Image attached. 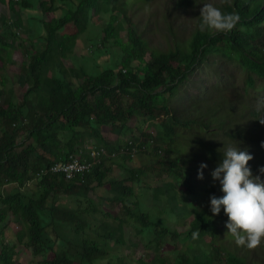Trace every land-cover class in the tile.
<instances>
[{
	"label": "trees",
	"instance_id": "1",
	"mask_svg": "<svg viewBox=\"0 0 264 264\" xmlns=\"http://www.w3.org/2000/svg\"><path fill=\"white\" fill-rule=\"evenodd\" d=\"M36 1L8 0L9 11L20 18L0 16V38L10 37L0 39V45L6 41L0 47V71L6 63L13 62V52L20 49L25 58L20 71L27 88L19 102L5 100V90L0 88V222L19 224L15 234L6 228L0 232V264H20L15 251L19 246L41 257L29 264H147L144 259L129 260L112 248L114 244H124L125 233L133 227L137 228V236H154L150 243H156V252L163 250L167 238L179 241L175 264H264V258L260 260L255 254L264 249V238L255 249L237 246L227 233L228 216L223 208L218 215L210 210V196L224 195L221 185L213 184L211 175L207 182L196 178L201 161L210 169L216 168L225 149L236 145L252 154L259 171L264 165V124L260 123L264 110L257 112L250 104L238 107L241 88L238 82L223 76L216 87L201 91L186 106L178 101L191 76L213 65L212 58L222 64L226 59L238 64L245 79V94L253 89L264 91V0H222V12L240 15L239 23L230 32L199 30L202 17L195 7L205 0H171L162 8L159 0ZM209 3L217 6L214 0ZM186 8L198 19L179 30L176 19L185 17L181 11ZM91 22L103 26L100 32L104 35L99 32L91 47L98 68L93 67L99 71L91 70L87 64H67L80 34ZM177 33L183 36L177 38ZM159 35L163 43L155 46L153 39ZM196 39L198 42H194ZM101 59L108 61L106 66L100 65ZM0 84L6 88L4 81ZM231 101L232 110L224 111L225 104ZM134 127L142 130L140 141L111 143L104 135L106 129L125 131ZM222 135L235 137L231 139L235 141L229 145L209 140V136ZM87 144L103 145L107 151H115L116 156L103 157L90 174L75 179L65 180L60 172L49 170ZM164 145L168 147L167 156L160 162L158 150ZM134 147L154 152L158 160L152 167L137 166ZM87 152L86 148V155ZM149 167L158 171L157 180L166 177L164 187L155 190V197L167 198L169 217L176 219L177 225H186V220L187 230L173 229L163 219L145 212L143 203H135L136 185L144 181ZM121 172L126 177L120 178ZM174 179L182 180L183 192L175 189ZM8 185L12 189L6 190ZM98 188L112 192L106 196L98 192L97 198L101 203L108 200L112 206L117 205L119 213L106 211L94 226L89 217L100 207L90 192ZM193 233L198 235L194 238ZM160 263L171 264L170 258L161 257Z\"/></svg>",
	"mask_w": 264,
	"mask_h": 264
},
{
	"label": "rangeland",
	"instance_id": "2",
	"mask_svg": "<svg viewBox=\"0 0 264 264\" xmlns=\"http://www.w3.org/2000/svg\"><path fill=\"white\" fill-rule=\"evenodd\" d=\"M6 1H7V5H6V2L3 3L2 1H0V16L1 14H8L9 16H12V19H16L17 16L14 14V12L9 11L8 0ZM214 1L218 2L219 4L222 2V0H214ZM169 2L170 0H159V7L162 8L165 3L169 4ZM59 13H61V11H59L57 15H59ZM22 15H23V18L26 17L25 12H22ZM190 15H191L190 13H187L185 15V18H183L184 20L182 23L183 25L181 24L179 26V30L185 28L187 22L189 25H192V19L190 18ZM91 23L96 24L97 26L91 24L86 31L80 34L79 39L77 41V45L74 48L73 53H71L68 56L67 64L68 65L87 64L89 65V67H92L91 70L99 71L98 69H96L98 67L95 64L96 60L94 59L95 56H94V53L91 51V47L93 46L92 42L95 41L94 39L96 38V36L99 35V32L101 31L100 27L103 28V26L101 25V23H95V22H91ZM100 34L101 36L104 35L102 32H100ZM177 34H178V38L182 37V33H177ZM153 41H155V44H154L155 46L161 45L163 43L162 35H159L156 39H153ZM13 58L15 60H13L12 63H14L15 66L12 65V63H6L5 65L6 70L1 69L0 71V81L1 80L4 82L6 81L5 82L6 88L2 84H0V88L5 90V97H4L5 100L6 98H13L14 101L19 102L22 99V95L24 91L27 89L26 86H24L23 84V79H22L21 71H20L21 65L25 58L22 56L20 49H17V51L13 52ZM212 60L214 62L213 66L211 65V66L205 67L204 69L198 71L193 77V79L189 83L188 82L186 83L185 85L186 90H182L181 94L178 97L179 105L182 104V106H186L185 104H188V102H191L193 98L195 97L197 98L199 96V93L202 90L200 87L202 88L206 86L210 87L215 83V81L220 80L222 76L225 78L232 77L231 79L233 80L234 83L238 82V88H241V90H239L241 95L238 98V101H239L238 107L240 108L246 104L256 105L257 102L254 99L256 97V94L261 93V95L264 96V93L260 91L252 92V90H250V94H245L243 92L245 81H244V77L240 75L241 70L237 63H235L234 61L230 59H229L230 62L228 61V59H226L224 64L219 62L218 58H216V61L213 58ZM104 61L105 59H101L99 61L100 65L106 66L108 61L106 62ZM230 64L232 65L230 66ZM93 66L96 68H94ZM47 75H50V71H47ZM184 95L187 96V99L183 101L182 98ZM240 103L241 104L244 103V104L241 105ZM141 131L142 130H140L139 128L135 130L126 129L125 131L124 129H119V130L106 129L104 131V135H106L107 140H109L111 143L118 141L121 144H124L126 142H131L132 140H135V139H139L140 141ZM226 137L222 135V136H211L209 138L213 139L219 144L221 143V141H224L226 144H231L235 141V140H231L228 136ZM152 153L153 152H149V151L142 152V151L137 150L136 155L134 156L135 157L134 163L137 166H144V165L152 166L156 161L154 157L151 158V156L154 155V153L153 154ZM201 163H205V161H201ZM212 170H214V168L210 169L209 167H206L203 169L204 182L211 181L209 177L211 175ZM118 171L119 169H116V172ZM119 174H120L119 175L120 178L126 177V174L124 172H121ZM156 174L157 172H155L154 170H151V167L148 168L147 174L143 176L144 182L136 185L137 194L133 198L135 203H138V202L143 203V205L147 207V208L143 207L145 212L155 215L153 216L155 217V219H163L165 223L168 226L172 227L173 229H178L179 231L187 230L188 224L186 220H184L186 225H181V224L177 225L178 222L176 221V219H174L173 217H169V205L167 204V198L163 195L160 196L159 199L155 197V190L158 189L159 185L162 184L161 182H159L160 180L155 179ZM173 182L176 185L175 189H178L180 192H183L182 180L174 179ZM213 183L220 184L219 181L217 180H215ZM5 189L6 190L12 189V185L6 186ZM98 192L102 193L103 196H106L108 194L112 195V192H109L106 189H101V188H98L96 191L90 192L91 197L94 198L95 202L100 207V211H98L95 215H91L89 217L90 222L94 226L100 223V220L103 218L106 211H110L114 215H116L117 212L119 213L118 211L119 207L117 205L112 206L108 200L105 201L104 203H101L100 200L97 198ZM185 201L188 202L186 198H185ZM2 206L3 205L0 204V208ZM135 209H136V205H135ZM6 222H8V220L4 222H0V232L4 228H6V229H9L8 231L9 233L15 234L19 224H14L10 222L9 224L6 225L5 224ZM135 233H137V228L133 227L129 229L125 233V243L122 245H116V244L112 245L113 250L117 252L118 254H123L127 256L128 259L132 261L144 259L147 262V264H161L160 260L162 257L166 259L170 258V263L175 264V260H177V253L175 252V246L177 244L180 245L179 241L167 238L166 239L167 244H165L163 250H161V252H156L154 251L156 250V243L155 242L150 243V241L154 238V236H151L148 234H146V237H144L143 235L137 236ZM15 251L16 253L18 252L16 254V261L19 262L20 264H29L32 261L36 263L39 260H41V257H35L30 250H26L22 248L21 246L16 248ZM255 254L258 257V259L260 260L263 259L264 249L256 250Z\"/></svg>",
	"mask_w": 264,
	"mask_h": 264
},
{
	"label": "clouds",
	"instance_id": "3",
	"mask_svg": "<svg viewBox=\"0 0 264 264\" xmlns=\"http://www.w3.org/2000/svg\"><path fill=\"white\" fill-rule=\"evenodd\" d=\"M209 2L210 0L202 1L195 7V12L199 10L200 16L202 17L200 24L201 31H232L240 21L239 14L235 12H222L221 9H219L220 4L218 2L214 1V3L217 4L216 7ZM170 3L171 0L169 4ZM165 8L169 9L167 6ZM181 12L186 14L190 13L191 19H198L197 15L190 8H186ZM183 18L185 17L183 16L176 19V22H180L181 25L184 21ZM195 74L191 76V79L188 81V83L193 79ZM241 76L243 77V75ZM218 81L219 80L215 81V83L210 87H200L202 89L201 91L211 89L217 84ZM252 91H260L264 93L263 90ZM256 95L259 98L255 105V110L260 112L264 110V96L261 95V93ZM232 103L233 101H231L229 105L224 103L227 107L224 111H227L228 109L232 110ZM260 123L264 124V119H260ZM133 129L135 130L137 127H134ZM89 145L90 144L80 146L75 150L74 153L69 155L70 158L71 155L82 152L83 156H88L85 154L86 148L88 150L87 154L90 153L92 149H102L100 155L94 159L92 158L95 160L94 164L91 170L85 173L86 175L93 171L96 164L100 163L103 157L108 155L116 156L115 151L109 152L103 145ZM165 149H168V147L164 145L159 150V153L162 157L167 156L165 154ZM134 150L137 152L138 149L134 147ZM261 150L264 152V147H262ZM155 159L158 160L157 158ZM206 167L207 164H200L197 175L198 179L204 178L203 169ZM260 172L264 173V166L260 167L258 171L256 160L253 159L252 154H250L246 149L241 150L237 145L235 147L229 146L225 149L222 161L211 172L213 180L219 181L221 185V191L224 193V195L217 197L213 194L210 196V210L213 215H218L221 211V208H223L224 213L228 216V220L226 221V227L228 229L227 233L231 234L237 246L246 247L249 250L257 248V246L261 244L262 238H264V178ZM164 179H166V177H163L159 181L162 183L159 185V188L164 187ZM30 184L31 182L27 183V185ZM197 235V233H193L194 238Z\"/></svg>",
	"mask_w": 264,
	"mask_h": 264
},
{
	"label": "bare ground",
	"instance_id": "4",
	"mask_svg": "<svg viewBox=\"0 0 264 264\" xmlns=\"http://www.w3.org/2000/svg\"><path fill=\"white\" fill-rule=\"evenodd\" d=\"M5 1H6V0H5ZM37 1H38V0H37ZM37 1H36V2H37ZM46 1H47V0H46ZM46 1H45V2H46ZM148 1H149V0H148ZM196 1H197V0H196ZM230 1H231V0H230ZM236 1H237V0H236ZM15 2H16V1H15ZM18 2H19V1H18ZM36 2H35V3H36ZM39 2H41V1H39ZM226 2H227V1H226ZM42 3H43V2H42ZM129 3H130V2H129ZM135 3H136V2H135ZM237 4H238V3H237ZM6 5H7V1H6ZM40 5H41V4H40ZM34 6H35V5H34ZM48 6H49V5H48ZM51 6H52V5H51ZM51 6H50V7H51ZM233 6H234V5H233ZM21 7H22V6H21ZM38 7H39V6H38ZM179 7H181V6H179ZM182 7L184 8L183 5H182ZM19 8H20V7H19ZM39 8H40V7H39ZM39 8H38V9H39ZM46 8H47V7H46ZM51 8H52V7H51ZM51 8H50V9H51ZM159 8H160V7H159ZM23 9H24V8H23ZM222 9H223V8H222ZM10 10H11V8H10ZM53 10H54V9H53ZM175 10H176V9H175ZM16 11H17V10H16ZM20 11H21V9H20ZM154 11H155V9H154ZM156 11H157V9H156ZM21 12H22V11H21ZM44 12H45V10H44ZM50 12H51V11H50ZM54 12H55V11H54ZM54 12H53V13H54ZM56 12H57V11H56ZM148 12H149V10H148ZM152 12H153V9H152ZM42 13H43V12H42ZM27 14H28V13H27ZM49 14H50V13H49ZM59 14H60V13H59ZM147 14H148V13H147ZM241 14H243V13H241ZM15 15H16V14H15ZM18 15H19V14H18ZM18 15H17V16H18ZM21 15H22V14H21ZM148 15H149V14H148ZM22 16H23V15H22ZM26 16H27V15H26ZM51 16H52V14H51ZM56 16H57V14H56ZM239 16H240V15H239ZM242 16H243V15H242ZM5 17H6V16H5ZM18 17H19V16H18ZM18 17H17V19H18ZM41 17H42V16H41ZM52 17H53V16H52ZM19 18H20V17H19ZM28 18H29V17H28ZM54 18H55V17H54ZM56 18H57V17H56ZM56 18H55V19H56ZM149 18H150V17H149ZM241 18H242V17H241ZM243 18H244V17H243ZM243 18H242V19H243ZM22 19H23V18H22ZM25 19H26V18H25ZM43 19H44V18H43ZM58 19H59V18H58ZM147 19H148V18H147ZM147 19H145V21H146ZM2 20H3V19H2ZM11 20H12V19H11ZM19 20H21V19H19ZM59 20H60V19H59ZM9 21H10V20H9ZM0 22H1V21H0ZM16 22H17V21H16ZM18 22H22V21H18ZM12 23H13V22H12ZM166 23H167V22H166ZM199 23H200V22H199ZM1 24H2V23H1ZM13 24H14V23H13ZM13 24H12L11 26H14ZM15 24H16V23H15ZM5 25H6V24H5ZM19 25H20V24H19ZM19 25L17 24V26H19ZM22 25H23V24H22ZM2 26H4V25H2ZM15 26H16V25H15ZM34 26H35V25H34ZM34 26H33V27H34ZM9 27H10V26H9ZM24 27H25V25H24ZM24 27H23V28H24ZM30 27H31V26H30ZM160 27H161V26H160ZM168 27H169V26H168ZM199 27H200V26H199ZM3 28H4V27H3ZM5 28H6V27H5ZM18 28H19V27H18ZM162 28H163V27H162ZM196 28H197V26H196ZM1 29H2V28H1ZM24 29H28V28H24ZM24 29H23V30H24ZM33 29H34V28H33ZM21 30H22V29H21ZM195 30H196V29H195ZM197 30H198V29H197ZM199 30H201V29H199ZM1 31H2V30H1ZM9 31H10V30H9ZM24 31H25V30H24ZM22 32H23V31H22ZM26 32H27V31H26ZM168 32H169V31H168ZM171 32H172V31H171ZM193 32H194V31H193ZM193 32H192V34H193ZM203 32H206V31H203ZM203 32H202V33H203ZM9 33H10V32H9ZM11 33H12V31H11ZM15 33H16V32H15ZM199 33H200V32H199ZM13 34H14V33H13ZM16 34H17V33H16ZM40 34H42V33L40 32ZM140 34H141V33H140ZM144 34H145V33H144ZM171 34H172V33H171ZM186 34H187V32H186ZM186 34H184V36H186ZM188 34L190 35V33H188ZM188 34H187V35H188ZM204 34H205V33H204ZM19 35H20V34H19ZM44 35H45V33H44ZM141 35H142V34H141ZM194 35H195V34H194ZM13 36H15V35H13ZM13 36H12V37H13ZM20 36H21V35H20ZM29 36H30V35H29ZM37 36H39V35H37ZM169 36H170V35H169ZM172 36H174V35H172ZM182 36H183V35H182ZM7 37H8V35H7ZM7 37H6V38H7ZM31 37H32V36H31ZM31 37H30V38H31ZM42 37H43V36H42ZM45 37H46V36H45ZM1 38H4V37H1ZM1 38H0V39H1ZM6 38H4V39H6ZM8 38H10V37H8ZM8 38H7V39H8ZM30 38H29V39H30ZM160 38H161V37H160ZM177 38H178V37H177ZM189 38H190V36H189ZM198 38H199V37H198ZM36 39H37V37H36ZM170 39H171V38H170ZM186 39H187V37H186ZM21 40H22V39H21ZM25 40H26V39H25ZM37 40H38V39H37ZM188 40H189V39H187V41H188ZM2 41H3V39H2ZM13 41H14V40H13ZM19 41H20V40H19ZM27 41H28V40H27ZM166 41H167V40H166ZM173 41H174V39H173ZM189 41H190V40H189ZM196 41H197V39L194 40V42H196ZM203 41H204V40H203ZM7 42H8V40H7ZM34 42H36V41H34ZM171 42H172V40H171ZM177 42H178V41H177ZM179 42H180V41H179ZM182 42H183V40H182ZM197 42H198V41H197ZM3 43H6V41L3 42ZM3 43H2V44H3ZM14 43H15V42H14ZM20 43H21V41H20ZM24 43H25V42H24ZM186 43H187V42H186ZM186 43H185V44H186ZM2 44H1V45H2ZM17 44H18V43H17ZM178 44H180V43H178ZM178 44H177V45H178ZM188 44H189V43H188ZM188 44H187V45H188ZM191 44H192V43H191ZM191 44H190V45H191ZM204 44H205V43H204ZM206 44H207V42H206ZM1 45H0V47H1ZM8 45H9V44H8ZM10 45H11V44H10ZM12 45H14V44H12ZM19 45H20V44H19ZM29 45H30V44H29ZM33 45H34V43H33ZM190 45H189V46H190ZM193 45H194V44H193ZM219 45H220V44H219ZM229 45H230V44H229ZM41 46H42V45H41ZM171 46H172V45H171ZM179 46H180V45H179ZM191 46H192V45H191ZM191 46H190V47H191ZM226 46H227V44L225 45V47H226ZM6 47H7V44L5 45V48H6ZM34 47H35V46H34ZM161 47H162V46H161ZM164 47H165V46H164ZM13 48H14V47H13ZM13 48H12V49H13ZM15 48H16V47H15ZM17 48H18V47H17ZM42 48H43V47H42ZM25 49H26V48H25ZM169 49H170V46H169ZM171 49H172V48H171ZM176 49H177V48H176ZM184 49H185V48H184ZM187 49L189 50V48H187ZM2 50H4V48H3ZM22 50H23V49H22ZM156 50H157V49H156ZM158 50H159V47H158ZM161 50H162V49H161ZM178 50H179V49H178ZM222 50L224 51V49H222ZM220 51H221V48H220ZM220 51H219V52H220ZM0 52H1V51H0ZM11 52H12V51H11ZM11 52H9V53H11ZM162 52H164V50H163ZM168 52H169V51H168ZM180 52H181V51H180ZM180 52H179V53H180ZM186 52H188V51L186 50ZM158 53H159V52H158ZM220 53L222 54V52H220ZM225 53H226V52H225ZM225 53H224V54H225ZM160 54H161V53H160ZM169 54H170V53H169ZM180 54H181V53H180ZM183 54H184V53H183ZM213 54H214V53H213ZM213 54H212V55H213ZM229 54H230V53H229ZM210 55H211V54H210ZM215 55H216V53H215ZM215 55H214V56H215ZM162 56H163V55H162ZM166 56H169V55H166ZM225 56H227V57L229 58L228 54L225 55ZM8 57H9V55H8ZM10 57H11V56H10ZM163 57H164V56H163ZM169 57H170V56H169ZM0 58H1V57H0ZM166 58H167V57H166ZM205 58H206V57H205ZM224 58H225V57H224ZM8 59H9V58H8ZM167 59H168V58H167ZM171 59H172V58H171ZM174 59H175V58H174ZM209 59H210V58H209ZM10 60H11V59H10ZM13 60H14V59H13ZM221 60H222V59H221ZM224 60H225V59H224ZM203 61H204V60H203ZM203 61H202V63H203ZM215 61H216V60H215ZM228 61H229V59H228ZM4 62H5V61H4ZM9 62H10V61H9ZM18 62H19V61H18ZM217 62H218V61H217ZM219 62H220V60H219ZM226 62H227V61H226ZM229 62H230V61H229ZM5 63H6V62H5ZM19 63H20V62H19ZM19 63H18V65H19ZM202 63H201V64H202ZM206 63H207V62H206ZM206 63H205V64H206ZM210 63H211V61H210ZM212 63L214 64L213 61H212ZM222 63H223V62H222ZM231 63H232V62H231ZM15 64H16V63H15ZM193 64H194V63H193ZM228 64H229V63H228ZM3 65H4V63H3ZM12 65H14V63H12ZM18 65H17V66H18ZM203 65H204V64H203ZM209 65H210V64H209ZM226 65H227V64H226ZM231 65H232V64H230V66H231ZM14 66H15V65H14ZM206 66H207V65H206ZM210 66H211V65H210ZM212 66H213V65H212ZM5 67H6V66H5ZM8 67H9V65H8ZM10 67H11V65H10ZM22 67H23V66H22ZM193 67H194V66H193ZM196 67H197V66H196ZM196 67H195V68H196ZM207 67H208V66H207ZM232 67H233V66H232ZM4 69H5V68H4ZM236 69H237V68H236ZM5 70H6V69H5ZM195 70H196V69H195ZM233 70H234V69H233ZM2 71H3V70H2ZM21 71H22V70H21ZM192 71H193V70H192ZM7 72H8V71H7ZM192 73H193V72H192ZM234 74H235V72H234ZM245 75H246V74H245ZM251 75H252V74H251ZM263 77H264V76H263ZM231 78H232V77H231ZM256 78H258V77H256ZM244 80H245V79H244ZM1 81H2V80H1ZM5 82H6V81H5ZM252 82H253V81H252ZM252 82H251V84H252ZM258 82H259V81H258ZM218 83H219V82H218ZM233 83H234V82H233ZM229 84H230V83H229ZM244 84H245V83H244ZM247 84H248V83H247ZM218 85H219V84H218ZM227 85H228V84H227ZM230 86H231V85H230ZM250 86H251V85H250ZM215 87H216V86H215ZM221 87H222V86H221ZM244 87H245V86H244ZM247 88H248V87H247ZM212 89H213V88H212ZM217 89H218V88H217ZM217 89H216V90H217ZM221 89H222V88H221ZM14 90H15V89H14ZM214 90H215V89H214ZM216 90H215V91H216ZM246 90H247V89H246ZM249 90H250V88H249ZM253 90H254V89H253ZM217 91H219V89H218ZM232 91H233V90H232ZM12 92H13V91H12ZM219 92H221V91H219ZM233 92H234V91H233ZM243 92H244V91H243ZM252 92H253V91H252ZM244 93H245V92H244ZM16 94H17V93H16ZM171 94H172V93H171ZM246 94H247V93H246ZM253 94H254V93H253ZM243 95H245V94H243ZM235 96H237V95H235ZM253 96H254V95H253ZM256 96H257V95H256ZM3 98H4V97H3ZM221 98H222V97H221ZM225 98H226V97H225ZM248 98H249V97H248ZM251 98H253V97H251ZM222 99H223V98H222ZM222 99H220V100H222ZM254 99H255V98H254ZM254 99H253V100H254ZM251 100H252V99H251ZM222 101H223V100H222ZM222 101H221V102H222ZM226 101H227V100H226ZM241 101H242V100H241ZM255 101H256V100H255ZM224 102H225V101H224ZM234 102H235V101H234ZM238 102H239V101H238ZM242 102H243V101H242ZM250 102H251V101H250ZM251 103H252V102H251ZM240 104H241V103H240ZM243 104H244V103H243ZM243 104H241V105H243ZM248 106H249V105H248ZM242 107H244V106H242ZM246 108H247V107H246ZM243 110H244V108H243ZM249 110H250V109H249ZM223 113H224V112H223ZM225 113H226V112H225ZM243 114H244V113H243ZM213 117H214V116H213ZM226 117H228V116H226ZM238 117H239V118H242V117H240V116H238ZM255 117H256V116H255ZM259 117H260V116H259ZM222 118H223V117H222ZM224 120H225V119H224ZM250 120H251V119H250ZM255 120H256V119H255ZM257 120H258V119H257ZM258 121H259V120H258ZM258 121H257V122H258ZM223 122H224V121H223ZM228 122H231V121H228V120H227V123H228ZM245 122H246V121H245ZM247 122H249V121H247ZM255 123H256V122H255ZM249 124H250V123H249ZM249 124H248V125H249ZM195 126H196V125H195ZM221 126H222V125H221ZM227 126H228V124H227ZM233 126H234V125H233ZM201 127H202V126H201ZM205 127H206V126H205ZM205 127H204V128H205ZM234 127H235V126H234ZM259 127H260V125H259ZM259 127H258V128H259ZM260 128H261V127H260ZM201 129H202V128H201ZM226 129H228V128H226ZM231 129H232V128H231ZM234 129H235V128H234ZM237 129H238V128H237ZM235 130H236V129H235ZM258 130H259V129H258ZM215 131H216V130H215ZM229 131H230V130H229ZM220 132H221V130H220ZM236 132H237V131H236ZM228 133H229V132H228ZM231 133H232V132H231ZM257 133H258V132H257ZM222 134H223V133H222ZM224 134H225V133H224ZM234 134H235V135H238V134H236V133H234ZM248 134H249V133H248ZM250 134H251V133H250ZM235 135H234V136H235ZM239 136H240V135H239ZM241 136H242V134H241ZM209 137H210V136H209ZM225 137H226V136H225ZM229 137H230V136H229ZM248 137H249V136H248ZM226 138H227V137H226ZM234 138H235V137H234ZM234 138L232 137L231 139H234ZM236 138H237V137H236ZM241 138H242V137H241ZM256 138H257V137H256ZM254 139H255V138H254ZM209 140H210V138H209ZM224 140H225V139H224ZM237 140H238V139H237ZM256 140H257V139H256ZM248 141H249V140H248ZM254 142H255V141H254ZM248 143H250V141H249ZM168 144H169V143H168ZM232 144H233V143H232ZM234 144H235V143H234ZM243 144H244V143H243ZM251 144H252V142H251ZM253 144H254V143H253ZM258 144H259V143H258ZM159 145H160V144H159ZM197 145H198V144H197ZM199 145H200V147H201V144H199ZM229 145H230V144H229ZM261 145H262V144H261ZM202 146H203V145H202ZM225 146H227V145L225 144ZM158 147H159V146H158ZM161 147H162V146H161ZM257 148H258V147H257ZM260 148H261V147H260ZM196 150H197V149H196ZM217 150H219V149H217ZM158 151H159V150H158ZM158 151H157V152H158ZM155 152H156V151H155ZM192 152H193V151H192ZM219 152H220V151H219ZM153 153H154V152H153ZM153 153H152V154H153ZM194 153H195V152H194ZM220 153L222 154V152H220ZM156 155H157V154H156ZM196 155H198V153H196ZM222 155H223V154H222ZM158 156H159V154H158ZM191 156H192V155H191ZM153 157H154V155L151 156V158H153ZM186 157H187V156H186ZM186 157H185L184 159H186ZM188 157H189V156H188ZM193 157H194V156H193ZM196 157H197V156H196ZM257 157H258V156H257ZM161 158H163V157L161 156L160 159H159V161H160V160L162 161ZM194 158H195V157H194ZM154 159H155V158H154ZM186 160H187V159H186ZM189 160H190V159H189ZM192 160H193V159H192ZM220 160H221V159H220ZM258 160H259V159H258ZM161 161H160V162H161ZM183 161H184V160H183ZM221 161H222V160H221ZM260 161L262 162V160H260ZM189 162H190V161H189ZM258 162H259V161H258ZM163 163H164V162H163ZM166 163H167V162H165L164 164H166ZM168 163H169V162H168ZM185 163H186V162H185ZM191 163H192V162H191ZM214 163H216V162H214ZM214 163H213V164H214ZM218 163H219V162H218ZM218 163H217V164H218ZM158 164H159V163H158ZM181 164H182V163H181ZM186 164H188V163H186ZM259 164H260V163H259ZM151 165H152V164H151ZM161 165H162V164H161ZM184 165H185V164H184ZM149 166H150V165H149ZM152 166H153V165H152ZM152 166H151V167H152ZM179 166H180V165H179ZM189 166H191V168H192V165H189ZM189 166H188V167H189ZM217 166H218V165H217ZM263 166H264V165H263ZM157 167H158V166H157ZM157 167H156V168H157ZM168 167H170V166H168ZM186 167H187V165H186ZM186 167H185V168H186ZM213 167H214V166H213ZM193 168H194V166H193ZM258 168H259V167H258ZM162 169H163V168H162ZM162 169H161V170H162ZM166 169H167V167H166ZM178 169H179V168H178ZM190 170H193V169H190ZM194 170H195V169H194ZM194 170H193V171H194ZM169 171H170V170H169ZM157 172H158V171H157ZM195 172H196V171H195ZM195 172H194V173H195ZM188 174H189V173H188ZM179 175H181V174H179ZM186 176H187V175H186ZM195 176H196V175H195ZM195 176H193L194 179H195ZM263 176H264V174H263ZM181 178H182V176H181ZM187 178H188V177H187ZM185 179H186V178H185ZM185 179H184V180H185ZM188 180H189V179H188ZM194 181H195V180H194ZM187 182H188V181H187ZM196 182H197V181H196ZM172 183H173V182H172ZM172 183H171V184H172ZM210 184H211V183H210ZM213 184H214V183H213ZM172 185H173V184H172ZM208 186H209V185H208ZM211 186H212V185H211ZM209 187H210V186H209ZM210 188H211V187H210ZM212 188H213V187H212ZM216 190H217V188H216ZM219 191H220V190H219ZM261 254H262V253H261ZM263 257H264V256H263ZM190 261H191V260H190ZM190 261H189V262H190ZM161 262H162V261H161ZM163 262H164V261H163ZM210 262H211V261H210ZM212 262H213V261H212Z\"/></svg>",
	"mask_w": 264,
	"mask_h": 264
},
{
	"label": "built area",
	"instance_id": "5",
	"mask_svg": "<svg viewBox=\"0 0 264 264\" xmlns=\"http://www.w3.org/2000/svg\"><path fill=\"white\" fill-rule=\"evenodd\" d=\"M101 150L92 149L90 153L87 154L88 156H83L82 152L73 154L68 161L55 163L49 170L56 173L60 172L66 180L81 177L91 170L95 161L92 158L100 155Z\"/></svg>",
	"mask_w": 264,
	"mask_h": 264
}]
</instances>
